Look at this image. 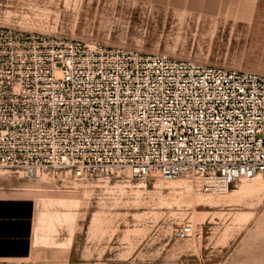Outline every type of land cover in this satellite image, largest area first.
<instances>
[{"label": "built area", "instance_id": "2783aa9c", "mask_svg": "<svg viewBox=\"0 0 264 264\" xmlns=\"http://www.w3.org/2000/svg\"><path fill=\"white\" fill-rule=\"evenodd\" d=\"M125 169L219 194L264 177V74L0 27V170L63 182Z\"/></svg>", "mask_w": 264, "mask_h": 264}, {"label": "rangeland", "instance_id": "374dc122", "mask_svg": "<svg viewBox=\"0 0 264 264\" xmlns=\"http://www.w3.org/2000/svg\"><path fill=\"white\" fill-rule=\"evenodd\" d=\"M258 1L251 21H237L194 0H0V27L264 74ZM10 182L37 202L47 234L74 239L72 264H264L261 175L224 194L188 177L143 179L128 169L63 182L0 170V186ZM186 225L192 233L179 239Z\"/></svg>", "mask_w": 264, "mask_h": 264}, {"label": "crops", "instance_id": "0c3cea01", "mask_svg": "<svg viewBox=\"0 0 264 264\" xmlns=\"http://www.w3.org/2000/svg\"><path fill=\"white\" fill-rule=\"evenodd\" d=\"M182 1L188 0L176 3ZM194 2L201 6V11L224 14L237 21L253 19L254 5L259 3L258 0ZM26 192L21 184L10 182L0 186V264H72L74 239L64 231L47 234L39 218V205Z\"/></svg>", "mask_w": 264, "mask_h": 264}]
</instances>
